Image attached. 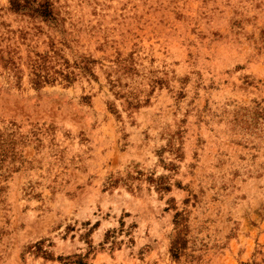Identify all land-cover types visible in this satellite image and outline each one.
<instances>
[{
  "label": "rangeland",
  "instance_id": "374dc122",
  "mask_svg": "<svg viewBox=\"0 0 264 264\" xmlns=\"http://www.w3.org/2000/svg\"><path fill=\"white\" fill-rule=\"evenodd\" d=\"M0 264H264V0H0Z\"/></svg>",
  "mask_w": 264,
  "mask_h": 264
}]
</instances>
